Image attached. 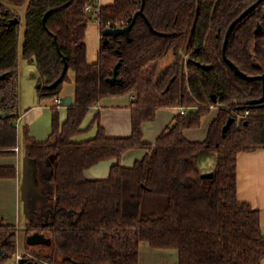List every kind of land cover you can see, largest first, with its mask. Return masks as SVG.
<instances>
[{"label": "trees", "instance_id": "16d2710c", "mask_svg": "<svg viewBox=\"0 0 264 264\" xmlns=\"http://www.w3.org/2000/svg\"><path fill=\"white\" fill-rule=\"evenodd\" d=\"M24 4L22 51L36 62L39 96L60 97L69 70L75 72L76 85L66 120L53 107L50 136L26 144L27 155L37 160L46 196L27 230L52 240L50 245L27 243L34 247L30 259L142 264L145 241L155 249L177 250L178 264H262L261 214L238 197L237 160L241 151L264 147V102L248 103L263 95L264 83L238 75L223 48L230 24L256 4L230 33L226 55L249 75L264 73V0H113L102 5L98 0H0V74L7 73L0 81V113H11L0 117V155L18 143L21 15L15 7ZM141 8L144 15L137 16L130 37L103 35L99 58L90 62L86 36L92 13L103 34L109 27L128 25ZM15 17L19 21L10 24ZM258 25L262 28L256 32ZM169 51L173 62L159 70ZM119 62V80L112 84L108 78ZM126 94L135 95L131 135L109 136L97 112L87 127L96 126L95 135L75 140L95 104ZM173 106L189 109L177 113L154 143L146 142L144 122L155 119L158 109ZM212 106L218 109L206 138L188 139L185 130L200 127ZM246 110L248 117L239 119L237 113ZM232 116L236 120L224 133ZM137 148L147 149L144 157L123 165V155ZM110 159L115 163L108 177L85 175ZM207 172L214 175L204 177ZM16 176L15 165H0V178ZM18 235L17 224L0 223V264L16 255Z\"/></svg>", "mask_w": 264, "mask_h": 264}, {"label": "crops", "instance_id": "0c3cea01", "mask_svg": "<svg viewBox=\"0 0 264 264\" xmlns=\"http://www.w3.org/2000/svg\"><path fill=\"white\" fill-rule=\"evenodd\" d=\"M99 2V1H98ZM104 3L99 2V5ZM98 23V40H93V47L90 49L88 45V59L90 62L97 61L99 58V52L102 45V30L99 20ZM90 25V23H89ZM96 23L94 24V30L96 31ZM96 38V35H95ZM97 42V45H96ZM34 60V59H33ZM75 73V72H74ZM19 74V73H18ZM75 76V75H74ZM70 78V76H69ZM70 80V79H69ZM75 83V77H74ZM76 85L72 88H66L65 83L63 86L60 98L64 103L58 105L56 98L54 99L53 107H57L60 112L61 121H65L67 118V105L65 100L68 96L75 102ZM34 95V94H32ZM40 98V99H39ZM135 95H110L103 97L99 103L95 104L87 117L83 122L84 130L82 133L75 137V140L81 141L93 137L96 133V126L87 128L92 122L95 114L100 112V123L104 126L109 136L122 137L129 136L132 133V109L131 105ZM20 92L19 101L20 103ZM52 107V108H53ZM47 104L42 102L38 93V87L36 86V93L33 103L28 105L22 110H18V117L16 119L17 126V146L12 148V152L8 154L0 155V165H15L17 167V176L13 178H0V223H15L19 226V215L21 211V184L23 178L26 185L32 176L38 174L37 160L30 158L26 152V144L28 139L34 138L38 141L46 140L52 131L53 117L51 124L45 121V125L40 126L37 124L41 116H43ZM212 109L216 110L217 106H212ZM65 110V112H64ZM177 112L174 107H164L158 109L156 117L153 120L146 121L143 124V137L146 142L154 143L159 135L173 123V119ZM216 115V114H215ZM215 115L209 121L205 130L203 128V120L201 124V130L193 128H187L185 135L190 140L202 141L206 138L209 125L214 119ZM204 118V117H203ZM23 123V125H22ZM199 128V127H196ZM23 148H25L23 150ZM147 149L137 148L128 150L122 157L121 162L125 166H131L136 160L141 159L146 154ZM115 163L114 159L101 161L85 171V175L89 179H102L108 177L111 166ZM237 175H238V197L240 200L247 201L251 205L260 210L261 214V229L264 234V147H260L254 150L241 151L238 154L237 160ZM142 246V244H141ZM141 263L142 262V251ZM159 250H172V249H159ZM148 255L155 258L158 254H153L148 251ZM165 264H178L179 256L178 252L172 254V252H164L161 255ZM175 263H171V259ZM170 260V261H169ZM152 264V263H150ZM264 264V259L262 261Z\"/></svg>", "mask_w": 264, "mask_h": 264}, {"label": "rangeland", "instance_id": "374dc122", "mask_svg": "<svg viewBox=\"0 0 264 264\" xmlns=\"http://www.w3.org/2000/svg\"><path fill=\"white\" fill-rule=\"evenodd\" d=\"M99 2H102L104 4H109L113 2V0H98ZM26 6L27 4H24L21 7H15L16 10L20 13L21 15V35H20V55H19V74H18V83H19V92H20V103L18 105V110H22L28 105L33 103V100L35 98V93H36V86H38V77L39 73L37 70L36 62L32 58H26L23 55L22 51V46L24 42V32L26 28ZM92 13V12H91ZM97 24L96 31L94 30V24ZM96 35V38H95ZM98 23H97V18L96 14L93 12L92 13V19L90 20V25L88 26L87 29V41L89 43L90 49L93 47V40L96 41L95 39L98 40ZM97 45V42H96ZM174 59V54L172 51H169L164 58L161 60L159 70H163L165 67L170 65L173 62ZM75 73L73 70H69V76L70 80L65 82V87L66 88H74L75 83H74V76ZM34 94V95H32ZM40 99V98H39ZM42 102L47 104V109H45V112L43 116L39 119L37 122L38 125L43 126L45 125V121L49 124L52 122V117L54 114V109L52 108L54 105V99L51 97H44L41 98ZM188 107V106H187ZM61 112V110H59ZM65 112V110H64ZM216 114V110L212 109L204 118H203V128H193L196 130H205L207 127L209 121L212 119V117ZM23 125V123H22ZM201 128V129H200ZM25 148H23L24 150ZM25 151V150H24ZM40 175V174H39ZM39 175L37 174L32 176V178L29 180V184L26 185L25 179L23 178L22 184H21V211L19 215V235H18V240H17V252L16 255L13 256L11 259L5 261L3 264H12L14 262L18 263V256L23 255L27 257H32V250L34 247H30L27 244V237L29 235L28 230H27V223L31 221L32 219H36L37 217V210L40 211L42 210L41 207V201L46 199V196L44 194V187H43V182L41 181ZM41 212V211H40ZM141 251H142V262L144 264H165L166 262L162 258V254L164 252H172V254H176L178 251L175 249L172 250H159L153 248L148 242H142L141 243ZM37 247H35L36 249ZM148 251L153 253V254H158L155 258H152V256L148 255ZM170 261V260H169ZM173 258L171 259V263H175Z\"/></svg>", "mask_w": 264, "mask_h": 264}, {"label": "water", "instance_id": "95a60500", "mask_svg": "<svg viewBox=\"0 0 264 264\" xmlns=\"http://www.w3.org/2000/svg\"><path fill=\"white\" fill-rule=\"evenodd\" d=\"M260 1V0H259ZM256 4H253L251 6H249L242 14H240L229 26L227 33H226V38H225V43H224V55L225 58L227 60V62L235 69L236 73L244 78H247L249 80H253V79H263V83H264V73L261 75H249L247 73H245L244 71H242L239 66L233 62L231 59H229L226 55V47H227V43H228V39L230 36V33L232 32V30L234 29V27L236 26V24L242 20L254 7ZM141 14L144 15L143 9L141 8L134 16L133 21L130 22L128 25L124 26V27H109L107 29H105L103 31V35L104 36H109V35H113V36H118V35H126L127 37H130V32L132 29V26L137 18V16ZM19 21L18 17H15L11 20L10 24H15ZM149 22V21H148ZM149 24L151 25V23L149 22ZM152 27V25H151ZM262 28V25H258L256 32H259ZM108 42V39H105L104 44ZM65 61L66 58L64 57ZM199 66L209 69L211 67V65L209 64H204L201 63L199 61L196 62ZM121 65V62H119L116 66H115V70H114V75L112 77H109L108 80L114 84L117 80H119L118 78V73H119V66ZM68 70V63L67 61L65 62V68H64V73ZM63 73V74H64ZM7 76V73H3L0 74V81L5 78ZM63 79V76H61L57 81H55L53 84L47 85V87H53L54 85H56L59 81H61ZM175 79V76L173 78H171V80L169 81L168 85H167V90L170 88L171 84L173 83ZM42 84L39 83L38 84V88L41 87ZM214 99L216 100V96H214ZM264 102V92L263 95L260 98H255V99H251L249 100V104H259ZM65 103L67 106H70L71 104H73L72 98L70 96H68L65 100ZM240 109H245V105L240 106ZM11 115L10 112H3L0 113V117H6ZM236 120V117L232 116L228 119V121L226 122V124L223 127V132L226 133L228 131V129L231 127L232 123ZM214 175L213 172H207L204 173L203 176L204 177H212ZM27 243L31 244V245H39V244H44V245H50L52 243V240L50 237H48L45 233L40 232V231H35L31 234L28 235L27 237ZM12 264H42V262L39 259H30L29 257L23 256L22 258L19 259L18 263L14 262Z\"/></svg>", "mask_w": 264, "mask_h": 264}, {"label": "built area", "instance_id": "2783aa9c", "mask_svg": "<svg viewBox=\"0 0 264 264\" xmlns=\"http://www.w3.org/2000/svg\"><path fill=\"white\" fill-rule=\"evenodd\" d=\"M87 8L90 11L93 9V7L91 5H89ZM96 11L97 12L99 11V7L97 8ZM56 102H57L58 105H62L64 103L63 99H61L60 97L56 98ZM173 107H174V110L177 113H182V114L186 113L188 111V109H189V107H187V106H173ZM248 115H249V110H246L245 112L237 113V116H238L239 119L246 118V117H248ZM22 257H23V255L22 256L19 255L18 258H17L18 261Z\"/></svg>", "mask_w": 264, "mask_h": 264}, {"label": "flooded vegetation", "instance_id": "af4514ba", "mask_svg": "<svg viewBox=\"0 0 264 264\" xmlns=\"http://www.w3.org/2000/svg\"><path fill=\"white\" fill-rule=\"evenodd\" d=\"M27 257V256H26ZM34 257V256H33ZM30 258V257H29Z\"/></svg>", "mask_w": 264, "mask_h": 264}]
</instances>
